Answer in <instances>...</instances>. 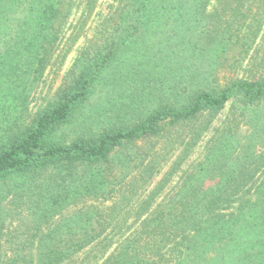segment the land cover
Returning <instances> with one entry per match:
<instances>
[{"label":"trees","instance_id":"obj_1","mask_svg":"<svg viewBox=\"0 0 264 264\" xmlns=\"http://www.w3.org/2000/svg\"><path fill=\"white\" fill-rule=\"evenodd\" d=\"M96 1H85L86 14ZM75 4L0 0V76L9 80L20 60L26 74L50 61ZM263 33L264 0H117L53 101L27 123L0 125L4 218L20 214L41 230L7 238L19 247L0 251V264H264V145L250 144L264 142V48L250 55L255 79L221 78ZM228 102L231 126L206 164L158 201L177 168L150 187L156 169L176 143L179 165L206 128L190 125ZM72 124L77 135L64 142L58 130ZM244 125L249 137L234 145ZM152 140L160 145L145 147ZM111 191L105 208L87 204ZM71 203L76 229L58 233L63 225L48 219Z\"/></svg>","mask_w":264,"mask_h":264},{"label":"rangeland","instance_id":"obj_2","mask_svg":"<svg viewBox=\"0 0 264 264\" xmlns=\"http://www.w3.org/2000/svg\"><path fill=\"white\" fill-rule=\"evenodd\" d=\"M86 0H76L74 10H72L71 16L68 18V24L63 27L64 29L60 32V36L57 39L56 45L54 47L52 58L47 56V61H43L42 65L35 64L33 67L34 71L26 72L22 71L26 69V63L19 61L20 68L11 73V78L6 79L0 76V125L1 123L12 122L18 120L19 122H29L33 120L38 113V111L45 108L51 101L54 99L56 90L63 83L65 76L71 69H77L81 63V57L83 51L91 42L96 35H99L100 31L103 28L105 20L114 12L115 7L117 6V0H97L91 11L86 14L87 10L84 9ZM13 26V24H12ZM6 27V26H5ZM77 35V36H76ZM260 37L258 45L252 46L251 51L245 56L244 59L238 64L236 68L229 71H223L224 75L221 73L222 77L228 78H244V79H255L256 72L255 67L250 63V55L255 53V48L263 49L264 44L261 45V42H264V33ZM76 38L73 45L70 47L66 57L60 63L61 56L63 53V48L69 46V41L72 38ZM151 40V39H149ZM257 51V50H256ZM259 53V52H257ZM256 53V54H257ZM255 55V54H253ZM252 58V57H251ZM16 61H18L16 59ZM60 63V64H59ZM242 63V64H241ZM110 72V71H106ZM106 92V88H103V94ZM102 91L99 88L90 98V101L93 105L98 104L100 101V95ZM235 107L233 102H228L225 107L215 116L203 115L200 116L192 125L204 126L201 133L199 134L198 139L195 142V145L192 147V151L188 153L189 155L184 158L179 165L175 164L178 161L179 152L181 151L183 144L176 143V148L171 152L166 161H162L160 167L156 169L154 176L152 177L150 187H152L156 181L160 179L164 172L172 168H177L174 173L168 187L165 189L163 194L158 198V201L164 196L166 192L171 193L173 190H177L180 183L188 180L190 177L194 176L195 172L199 169V163L203 165L206 164V152L214 146V143L217 141V138L222 134H225L226 131L231 126L230 124V111ZM86 109V108H85ZM83 109V111L85 110ZM77 125H66L63 128L58 130V134L65 139L64 142H69L71 138L77 135L76 132ZM250 130L248 126H241L238 128V133L235 134L236 138L232 139L234 145L238 142L246 143L249 137ZM238 139V141H237ZM156 140H152L149 143L145 144V147H157L160 143ZM250 144H254L252 147L256 153L263 149L264 142L255 138ZM238 145V144H237ZM131 151L129 148H123L120 152ZM235 155V154H234ZM161 161V160H160ZM234 162L233 160L231 163ZM209 184L211 181H208ZM113 191L107 192L102 197L98 195H91L92 199L87 201V204H93L99 208H105L110 203V197ZM11 206L18 207L15 204H10ZM77 209L71 203L67 209L56 213L51 219H48V223L59 222L63 227L55 230L58 233H64L66 231H75L76 227L73 226V221L71 222L68 218L73 215V211ZM0 251H10L19 246L14 245L13 243H7V238L13 236L15 239L19 238L21 234L28 233H40L41 230L30 228L27 229V219L20 218V214H15L12 217L4 218L9 215L11 210L8 207L0 206ZM68 223L72 228H67L64 224ZM48 227L42 229V231H47ZM133 227L128 231H132ZM128 232L123 234H128ZM109 237L117 239L119 234L111 231L107 233ZM11 238V237H10ZM14 238H11L12 241H17ZM120 241H118L119 243ZM114 243V242H113ZM116 243L113 246H110L107 253L114 248ZM26 247V246H25Z\"/></svg>","mask_w":264,"mask_h":264}]
</instances>
